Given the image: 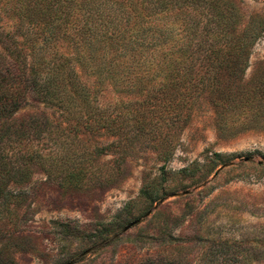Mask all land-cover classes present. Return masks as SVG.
I'll list each match as a JSON object with an SVG mask.
<instances>
[{
    "label": "rangeland",
    "instance_id": "obj_1",
    "mask_svg": "<svg viewBox=\"0 0 264 264\" xmlns=\"http://www.w3.org/2000/svg\"><path fill=\"white\" fill-rule=\"evenodd\" d=\"M205 1L218 6L217 27L208 22L214 16L203 9ZM197 3L177 17L153 16L151 24L170 29L165 47L180 39V53L192 54L187 64L200 69L213 63L205 52L223 46L219 31L231 40L260 34L239 61L244 71L231 81L221 77L235 103L219 111L198 100L184 122L170 127L162 95L142 104L154 83L136 88L140 93L102 85L99 102L117 106L119 134H68L84 153L79 169L87 171L72 178L85 181L82 189L60 188L46 181L43 170L30 169L24 207L0 226V264H264V0ZM225 50L226 60L240 55ZM85 80L93 85L92 77ZM41 112L51 116L41 106L19 114ZM51 120L61 122L56 115ZM28 145L45 154L52 148L47 138L34 137ZM151 191L163 198L152 202ZM62 224L76 234L62 233Z\"/></svg>",
    "mask_w": 264,
    "mask_h": 264
},
{
    "label": "trees",
    "instance_id": "obj_2",
    "mask_svg": "<svg viewBox=\"0 0 264 264\" xmlns=\"http://www.w3.org/2000/svg\"><path fill=\"white\" fill-rule=\"evenodd\" d=\"M196 5L197 0H0V226L12 221L16 208L24 207L23 192L33 166L60 188H83L85 181L72 183V178L87 171L79 169L84 153L75 149L68 134L103 130L117 135L122 128L117 106L99 102L105 83L126 93H140L136 88L154 83L142 104L162 95L164 110L172 114L170 127L184 122V113L198 100L212 102L219 111L235 103L229 81L244 71L239 61L260 34L231 40L219 31L223 46L206 51L205 60L213 63L200 69L193 61L187 64L192 54L180 53V39L165 47L172 41L170 29L151 24L153 16L175 12L177 17ZM216 8L209 1L203 5L214 16L208 18L214 27L222 20ZM227 47L242 55L236 57L238 62L231 56L224 59ZM228 60H235L234 65H227ZM224 76L229 81H222ZM86 77L94 79L93 85ZM27 106H41L51 116L20 115ZM55 115L61 122L51 120ZM34 137L51 143L47 154L28 145ZM109 148H97L95 153ZM69 163L74 165L65 167L66 175L57 169ZM160 171L164 182V166ZM151 192L152 202L163 198ZM61 228L62 233L76 234L67 225Z\"/></svg>",
    "mask_w": 264,
    "mask_h": 264
},
{
    "label": "water",
    "instance_id": "obj_3",
    "mask_svg": "<svg viewBox=\"0 0 264 264\" xmlns=\"http://www.w3.org/2000/svg\"><path fill=\"white\" fill-rule=\"evenodd\" d=\"M249 159L248 158H245L244 159V161H248ZM258 164H261V162H259ZM138 220L137 221H133V222H131L130 224H128L125 228H124V230L126 231V230H128V229H130L131 227H133L134 225H136V224H138ZM66 264H73L72 262H69V263H66Z\"/></svg>",
    "mask_w": 264,
    "mask_h": 264
}]
</instances>
